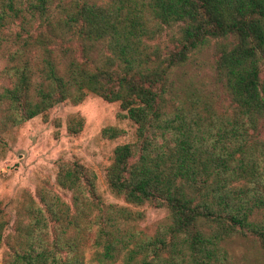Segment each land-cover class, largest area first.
I'll use <instances>...</instances> for the list:
<instances>
[{
	"label": "trees",
	"instance_id": "16d2710c",
	"mask_svg": "<svg viewBox=\"0 0 264 264\" xmlns=\"http://www.w3.org/2000/svg\"><path fill=\"white\" fill-rule=\"evenodd\" d=\"M0 34V131L87 92L133 125L105 169L125 204L58 158L12 215L0 202V264H85L88 250L100 264H232V238H250L264 264V0H0ZM208 44L218 103L179 74ZM82 125L71 113L65 131ZM144 204L166 209L151 231L129 206Z\"/></svg>",
	"mask_w": 264,
	"mask_h": 264
},
{
	"label": "rangeland",
	"instance_id": "374dc122",
	"mask_svg": "<svg viewBox=\"0 0 264 264\" xmlns=\"http://www.w3.org/2000/svg\"><path fill=\"white\" fill-rule=\"evenodd\" d=\"M165 31L161 40L165 39ZM5 34V33H4ZM2 36V34H0ZM6 43L0 40V69L4 64L3 51ZM212 45L208 44L194 52L187 63L179 69L185 77L191 76L194 85L210 93L215 102L224 101L220 86L213 75ZM117 102H106L87 92L77 104L69 101L58 103L46 111V117L38 114L20 125L0 131V202L11 215L24 190L32 193L42 180L53 182L55 161L58 158L77 160L90 168L95 175V187L106 203L125 204L107 188L105 169L110 162L115 145L133 138L132 123L122 116ZM78 113L83 118L81 130L74 135L65 131L66 117ZM112 125L121 128V136L108 139L100 135V129ZM67 200L68 192L58 189ZM130 207L144 212L138 226L151 231L157 221L166 216L164 207L148 204ZM232 264H263L262 255L250 238H232L227 242ZM3 248L0 247V254ZM85 264H100L91 259L92 251L84 253ZM107 264H120L116 261Z\"/></svg>",
	"mask_w": 264,
	"mask_h": 264
}]
</instances>
